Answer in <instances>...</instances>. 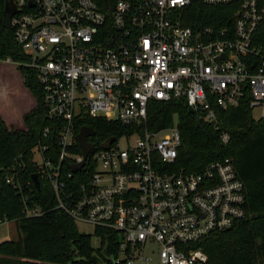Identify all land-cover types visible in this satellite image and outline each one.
Here are the masks:
<instances>
[{"label": "built area", "instance_id": "2783aa9c", "mask_svg": "<svg viewBox=\"0 0 264 264\" xmlns=\"http://www.w3.org/2000/svg\"><path fill=\"white\" fill-rule=\"evenodd\" d=\"M12 1L10 28L25 61L8 57L0 63L36 73L50 123L41 137L56 129L57 152L39 141L32 161L38 180L53 191L54 208L76 224L93 226V234H117L112 264H207L193 244L245 217L234 160L189 172L176 162L181 136L175 125L157 132L142 128L152 100H183L223 145L230 135L215 109L247 99L251 112H259L252 118L264 120V6L259 0H201L234 4L233 23L193 29L183 24L192 0H117L110 21L93 0ZM83 116L132 132L106 149V140L99 149L89 141L95 133L86 137L92 148L80 166L82 151L72 150ZM6 183L20 194L25 216L43 214L33 203L31 182L10 176Z\"/></svg>", "mask_w": 264, "mask_h": 264}, {"label": "trees", "instance_id": "16d2710c", "mask_svg": "<svg viewBox=\"0 0 264 264\" xmlns=\"http://www.w3.org/2000/svg\"><path fill=\"white\" fill-rule=\"evenodd\" d=\"M93 1L110 21L117 0ZM4 2L0 0V60L9 57L15 62L25 61L12 29L2 24ZM259 2L264 6V0ZM234 12V4L207 6L201 0H192L184 9L183 24L193 29L229 27ZM17 70L36 105L23 116V129H8L0 118V222L12 221L18 232L16 240L0 242V264H112L111 259L117 253V234L97 230L94 236L101 239L94 248L92 236L80 233L73 220L54 208L50 186L40 178L36 188L31 179L32 175L40 177L32 161L34 147L40 141L56 153L57 130L52 128L48 139L41 137L42 129L50 123L45 118L46 106L36 73L22 67ZM215 113L221 129L230 135L227 145L220 143L213 127L183 100L150 101L142 129L157 132L175 125L181 136L176 162L189 172H199L212 162L233 158L244 186L245 217L229 229L202 238L193 248H200L206 254L207 264H264V120L252 118L247 99L237 107L215 109ZM81 127L94 131L95 136L89 141L96 144V149L102 141L132 132L117 122L89 116L79 119L76 131ZM72 152L80 154V146L76 144ZM10 176L22 184L31 182L32 200L44 209L42 215H24L20 194L6 183Z\"/></svg>", "mask_w": 264, "mask_h": 264}, {"label": "rangeland", "instance_id": "374dc122", "mask_svg": "<svg viewBox=\"0 0 264 264\" xmlns=\"http://www.w3.org/2000/svg\"><path fill=\"white\" fill-rule=\"evenodd\" d=\"M36 105V99L23 85L21 74L14 64L0 63V117L11 128H24L22 115ZM34 108V107H33ZM254 118L259 116L257 109L253 110ZM133 140L130 141L132 143ZM122 146L126 145L125 140H120ZM80 233L92 236V246L96 248L99 244L98 239L93 234V226L77 223ZM18 232L15 224L11 221L0 224V242L5 240H16Z\"/></svg>", "mask_w": 264, "mask_h": 264}, {"label": "water", "instance_id": "95a60500", "mask_svg": "<svg viewBox=\"0 0 264 264\" xmlns=\"http://www.w3.org/2000/svg\"><path fill=\"white\" fill-rule=\"evenodd\" d=\"M15 13V6L12 0H5L4 2V10H3V19L2 24L4 27H10L11 25V17ZM94 131L90 127H83L80 129L79 133L76 136V140L81 148L83 154V162L80 166L83 165L87 154L90 152L92 145L86 141V137L93 136ZM114 138H109L101 144V148L106 149L113 142ZM79 166V167H80ZM78 168H75L73 171H76ZM31 179L36 188L39 187V181L36 175H32Z\"/></svg>", "mask_w": 264, "mask_h": 264}, {"label": "crops", "instance_id": "0c3cea01", "mask_svg": "<svg viewBox=\"0 0 264 264\" xmlns=\"http://www.w3.org/2000/svg\"><path fill=\"white\" fill-rule=\"evenodd\" d=\"M21 78H22V76H21ZM23 80V79H22ZM24 85V84H23ZM33 107H34V105H33ZM32 107V108H33ZM32 108H30L27 112H29ZM27 112H25V113H23V115H22V124H23V116L27 113ZM1 118V117H0ZM2 119V118H1ZM3 120V119H2ZM4 121V120H3ZM5 123V122H4ZM6 124V126H7V128L8 129H14V128H11L7 123H5ZM23 127H24V125H23ZM19 129H23V128H19Z\"/></svg>", "mask_w": 264, "mask_h": 264}, {"label": "flooded vegetation", "instance_id": "af4514ba", "mask_svg": "<svg viewBox=\"0 0 264 264\" xmlns=\"http://www.w3.org/2000/svg\"><path fill=\"white\" fill-rule=\"evenodd\" d=\"M87 139H89V138H87Z\"/></svg>", "mask_w": 264, "mask_h": 264}]
</instances>
